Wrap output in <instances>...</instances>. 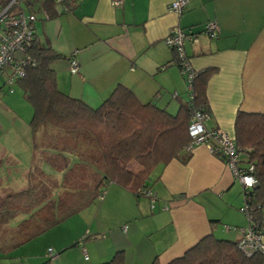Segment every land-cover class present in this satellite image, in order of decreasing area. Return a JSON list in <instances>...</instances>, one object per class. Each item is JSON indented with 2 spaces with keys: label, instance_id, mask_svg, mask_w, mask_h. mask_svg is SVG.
<instances>
[{
  "label": "crops",
  "instance_id": "obj_1",
  "mask_svg": "<svg viewBox=\"0 0 264 264\" xmlns=\"http://www.w3.org/2000/svg\"><path fill=\"white\" fill-rule=\"evenodd\" d=\"M172 1L124 0L115 5L113 0H81L63 12L56 0H21L19 9L38 17L35 43L65 55L52 62L60 88L92 107L101 105L118 84L131 89L141 102H155L172 113L190 104L186 74L166 37L177 25L197 32L196 41L185 43L192 68L195 73L215 68L207 78L206 127L234 138L238 110L264 113V0H187L180 13L170 9ZM208 22L217 23L216 36L205 33ZM72 57L79 63L75 73L70 70ZM3 86L4 82L0 89ZM8 110L11 128L18 129L25 145L15 150L1 134L0 166L9 154L29 158L27 167H21L23 176L15 177L18 189L6 188L19 191L26 187L35 163L33 138L30 121L11 107ZM0 126L5 124L1 121ZM186 153H190L187 162L175 157L153 170L146 189L153 195H140L135 206L124 202V190L134 195L130 190L117 183L106 190L102 207L111 208L117 217L111 219L113 226L107 232L93 233L98 239L106 236L109 242L101 248L103 255L100 250L99 263L119 249L126 251L127 264H150L156 256L167 263L210 233L233 240L241 237L242 228L249 225L239 200L240 194L245 200L244 188L237 184L226 158L203 143L186 148ZM40 167L55 175L48 162ZM57 176L61 182L63 172ZM7 182L11 183L10 178ZM114 204L117 207L112 208ZM123 214L127 216L119 220ZM56 246H47L46 258L48 248Z\"/></svg>",
  "mask_w": 264,
  "mask_h": 264
},
{
  "label": "trees",
  "instance_id": "obj_2",
  "mask_svg": "<svg viewBox=\"0 0 264 264\" xmlns=\"http://www.w3.org/2000/svg\"><path fill=\"white\" fill-rule=\"evenodd\" d=\"M30 52L36 63L27 67L18 84L34 108L30 121L34 154L43 151L44 160L55 171L63 172V179L59 182L41 168L35 174L31 169L26 187L0 197V251L4 253L31 241L98 198L103 200L112 183L140 197L149 188L151 173L157 166L175 157L187 162L190 153L186 148L192 141L188 128L193 104H184L172 113L155 102H141L131 89L118 84L101 105L92 107L60 88L52 62L64 54L40 46L35 40ZM214 70H198L193 80L194 106L206 111L207 78ZM234 130V141L242 155L240 166L253 164L257 178L252 189H244L251 215L249 225L264 235V113L238 110ZM132 161L142 170L135 173L129 169ZM90 173L95 174L92 182ZM60 183L62 189L56 197L53 190ZM21 214L25 217L14 224V218ZM57 255L40 264H52ZM100 264H127L126 251L119 249ZM150 264L163 263L156 256ZM166 264H264V252L246 254L238 247V240L210 233Z\"/></svg>",
  "mask_w": 264,
  "mask_h": 264
},
{
  "label": "built area",
  "instance_id": "obj_3",
  "mask_svg": "<svg viewBox=\"0 0 264 264\" xmlns=\"http://www.w3.org/2000/svg\"><path fill=\"white\" fill-rule=\"evenodd\" d=\"M80 1L56 0L63 12H69ZM20 2L21 0H0V72L6 75L4 84L7 85L9 92H13V85L25 76L27 67L36 63L30 51L35 38L34 24L38 17L35 12L20 10ZM123 2L124 0H113L115 5H120ZM187 2V0H174L170 4V9L180 13ZM49 17V13L46 12L45 18ZM204 31L211 36H216L219 27L215 22H208ZM197 36V32L177 25L166 37L168 45L177 49L182 70L186 74L190 104H193V113L188 128L192 141L188 148L191 149L194 145L201 143L207 144L213 153H218L226 158L234 176L240 180L244 189H252L257 183V178L253 174L254 165L240 166L242 155L238 151L234 138L218 129L209 130L206 127V120L210 113L202 107L194 106L193 80L196 73L185 52V43L186 41H196ZM78 67L77 59L72 57L70 60L71 72H77ZM145 193L149 196L153 195L151 191H145ZM241 210L250 220L251 215L247 203L242 206ZM238 247L246 254H252L255 251L264 252L263 235L248 225L242 228ZM47 251L49 256L55 254L53 247H49Z\"/></svg>",
  "mask_w": 264,
  "mask_h": 264
},
{
  "label": "rangeland",
  "instance_id": "obj_4",
  "mask_svg": "<svg viewBox=\"0 0 264 264\" xmlns=\"http://www.w3.org/2000/svg\"><path fill=\"white\" fill-rule=\"evenodd\" d=\"M5 78V73L0 72V85L5 82ZM13 88V92H9L7 91V85L4 84L3 89H0V99L3 100V102H0V123L2 121L3 125L5 124V126H0V135L2 134L1 137L7 144H9L10 146L13 145L15 147V150H17L18 148L20 149L25 145V141L24 137H21V139H19V131L17 128H11V123H9V118L7 117L9 116L11 110H8V108L11 107L15 112L19 113L20 116L28 121H31V119L33 118L34 108L33 105L25 98L24 91L18 83H15L13 85ZM5 104H7L9 107L5 106ZM44 131L45 129L43 128L42 132ZM19 155L13 156L9 154L7 156V159L3 160V163L5 165L1 164L0 166V197L2 198L3 196L5 197L8 192H14L6 188L13 186V188L18 189L19 184L14 183L15 177L18 176L20 172L23 174L22 168L27 167V164L29 163V158L27 156L18 157ZM44 155L45 153L43 154V151H39L38 153L34 154L35 163L32 168L34 174L36 173L37 168H41L40 163L46 162L44 160V157H42ZM53 157L57 160L60 159L58 155H54ZM10 163L17 165L13 167ZM142 168L143 167L140 164L134 161L129 164V169L134 170L135 173L142 170ZM157 171L158 169H156V172ZM22 174L20 175L23 176ZM54 174L57 176V174H60V171H54ZM152 175H154V171L152 172L151 177ZM93 176H95V174L90 173L89 182H92L94 180ZM9 178L11 180L10 184H8L7 182V179ZM61 184L62 183H60L59 186H61ZM237 184H239L241 187L243 186L240 180L237 181ZM114 187H117L116 184L111 185L110 189L112 190L114 189ZM59 189L60 187L53 190V193L56 197L59 195ZM124 191L127 195V200L124 202L128 204L129 201V203H131L133 206L137 205V197L130 192H127L126 190ZM239 197L241 205H244L245 202L243 199V195L240 194ZM102 204L103 200L98 198L91 204V208L88 207L82 212L73 214L69 217V219L67 218V220H64L58 225L50 228L46 232L37 236L33 241H29L28 244L21 246L18 250L15 249L14 251H11L9 253L0 251V262L2 264H40L46 259L45 251L47 249V246L56 244L57 246L54 249L55 253L62 248L66 249L62 252L58 251L61 253L58 254L55 259H53L52 264H100L99 257L103 255L104 252V250H101V248L104 249V247L109 245V242L106 236L105 238L98 239L93 237V233L107 232L109 228H111V219L116 216L114 213H112L111 208H103ZM122 204L123 203L120 202V205ZM115 206L117 207V205L115 204L112 205V208H114ZM89 209H92L93 211L90 212L91 210ZM118 216L119 220H121L127 215L123 214ZM24 217L25 215L23 214L18 215L12 222L15 224L16 222L22 220ZM223 227L226 226L224 225ZM217 236L224 237L222 235ZM9 237H11V234H9L7 238ZM100 250L101 255L99 254ZM20 251L24 252L22 253ZM17 252L19 253L18 255H16ZM1 253H3V255ZM103 257L105 256H102L101 258Z\"/></svg>",
  "mask_w": 264,
  "mask_h": 264
},
{
  "label": "clouds",
  "instance_id": "obj_5",
  "mask_svg": "<svg viewBox=\"0 0 264 264\" xmlns=\"http://www.w3.org/2000/svg\"><path fill=\"white\" fill-rule=\"evenodd\" d=\"M244 188V187H243ZM245 202V201H244ZM242 208V207H241Z\"/></svg>",
  "mask_w": 264,
  "mask_h": 264
}]
</instances>
